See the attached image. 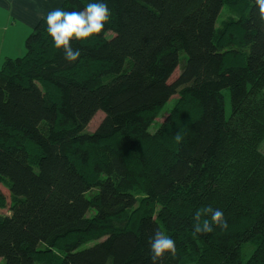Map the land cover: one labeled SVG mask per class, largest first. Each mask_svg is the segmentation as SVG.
I'll use <instances>...</instances> for the list:
<instances>
[{"label": "trees", "instance_id": "trees-1", "mask_svg": "<svg viewBox=\"0 0 264 264\" xmlns=\"http://www.w3.org/2000/svg\"><path fill=\"white\" fill-rule=\"evenodd\" d=\"M107 4L105 29L73 42L76 62L42 20L25 55L2 63V264H153L149 242L161 230L176 250L157 264H264V18L255 0ZM229 4L236 18L221 28ZM98 112L104 119L85 132ZM208 205L227 227L195 233L194 214Z\"/></svg>", "mask_w": 264, "mask_h": 264}, {"label": "clouds", "instance_id": "clouds-1", "mask_svg": "<svg viewBox=\"0 0 264 264\" xmlns=\"http://www.w3.org/2000/svg\"><path fill=\"white\" fill-rule=\"evenodd\" d=\"M261 17L264 18V0H255ZM111 11L107 0H89L80 10L68 11L61 8L49 11L44 15L47 23V33L51 36L54 46L62 49L64 57L69 62H76L82 56L81 48L73 47L74 41H83L100 34L109 22ZM174 139L181 142L183 137L178 132ZM227 227L224 212L212 206H203L194 214L193 229L195 233H211L213 225ZM150 250L153 264L166 253H175L176 242L162 230L157 231L150 239Z\"/></svg>", "mask_w": 264, "mask_h": 264}, {"label": "crops", "instance_id": "crops-1", "mask_svg": "<svg viewBox=\"0 0 264 264\" xmlns=\"http://www.w3.org/2000/svg\"><path fill=\"white\" fill-rule=\"evenodd\" d=\"M64 1L0 0V68L7 58L24 56L25 42L36 25L49 11L61 8Z\"/></svg>", "mask_w": 264, "mask_h": 264}, {"label": "rangeland", "instance_id": "rangeland-1", "mask_svg": "<svg viewBox=\"0 0 264 264\" xmlns=\"http://www.w3.org/2000/svg\"><path fill=\"white\" fill-rule=\"evenodd\" d=\"M230 18H236V15L234 13V9H233V5L232 4L226 5L223 8V12H222V14H221V16L219 17V20H218L219 27L222 28L224 26L225 22L228 19H230ZM5 52H6V50H5ZM4 57H5V55H4ZM186 59H187V54L185 52H183L181 54V64L177 68V70L175 71V73L173 74V76L171 77V79L169 81L170 83H172L173 81H175L177 79V77L180 74V71L182 70L183 64L186 61ZM176 98H177V96H175L173 99H171L167 103V105L164 107L163 111L161 112V116L159 118H157V120L155 121V123L150 127V129H149L150 132H152V133L155 132L159 128L160 124L164 122L165 117L169 114V112L173 108V105H174V102H175V99ZM230 111H231L230 102H229V98H227V103H226V113H227V116L230 115ZM103 119H104V114L102 112H98L94 116V118L92 119V121L90 122V124L88 125L87 129L85 130V132H91V133L94 132L98 128V126L100 125V123L102 122ZM261 151L264 152V143H263V145L261 147ZM0 191L5 195V197L7 199V206L5 208H3V209H0V215H7V214H9V204H10V194H9V190H8V188L5 185H3V184L0 183ZM92 213L93 212H90V214H92ZM91 245H93V244L90 243V244H88L85 247H89ZM251 252H252V248L250 246H247L245 248V250H244V253H243L244 261H246L249 258ZM0 264H2L1 259H0Z\"/></svg>", "mask_w": 264, "mask_h": 264}]
</instances>
